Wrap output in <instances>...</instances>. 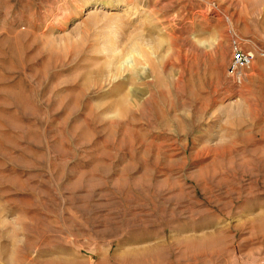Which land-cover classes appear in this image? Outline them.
<instances>
[{
	"label": "rangeland",
	"instance_id": "1",
	"mask_svg": "<svg viewBox=\"0 0 264 264\" xmlns=\"http://www.w3.org/2000/svg\"><path fill=\"white\" fill-rule=\"evenodd\" d=\"M0 264H264V0H0Z\"/></svg>",
	"mask_w": 264,
	"mask_h": 264
},
{
	"label": "built area",
	"instance_id": "2",
	"mask_svg": "<svg viewBox=\"0 0 264 264\" xmlns=\"http://www.w3.org/2000/svg\"><path fill=\"white\" fill-rule=\"evenodd\" d=\"M255 59V54L250 52H245L241 49L234 48L233 56H232V73L238 72V70L242 68H248Z\"/></svg>",
	"mask_w": 264,
	"mask_h": 264
}]
</instances>
